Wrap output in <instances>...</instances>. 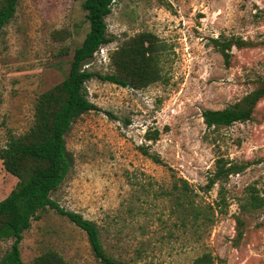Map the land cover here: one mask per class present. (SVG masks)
I'll list each match as a JSON object with an SVG mask.
<instances>
[{
  "label": "rangeland",
  "instance_id": "1",
  "mask_svg": "<svg viewBox=\"0 0 264 264\" xmlns=\"http://www.w3.org/2000/svg\"><path fill=\"white\" fill-rule=\"evenodd\" d=\"M84 1L19 0L0 35V149L10 134L31 127L37 98L67 76L89 30ZM107 24L115 37L108 59L94 55L86 67L112 73L111 53L148 32L164 46L162 79L142 89L87 82L98 110L78 118L66 135L74 166L52 198L96 222L107 253L128 264H194L205 253L214 256L212 264H264V206L246 204L252 194L264 198V99L251 121L209 129L202 117L232 106L264 80V0H116ZM58 30L71 36L56 41ZM216 38L247 44L233 48L226 66ZM155 131L158 140H147ZM218 158L247 167L206 191ZM180 179L188 181L197 207L214 205L223 194L227 213L214 209L211 221L201 216L183 226L170 195ZM17 182L0 160V202ZM237 217L244 227L240 241ZM11 245L0 243V259ZM20 246L27 263L54 250L68 264H99L86 233L51 209L32 221Z\"/></svg>",
  "mask_w": 264,
  "mask_h": 264
},
{
  "label": "trees",
  "instance_id": "2",
  "mask_svg": "<svg viewBox=\"0 0 264 264\" xmlns=\"http://www.w3.org/2000/svg\"><path fill=\"white\" fill-rule=\"evenodd\" d=\"M116 0H85L82 4L86 12L89 30L82 44L74 50L67 76L56 86L42 93L34 105L33 123L21 135L10 134L5 147L0 149V160L5 169L18 179L16 187L0 202V243L12 241L10 249L0 259V264H68L54 250H48L32 262H24L21 255V242L24 233L31 227L32 221L40 212L55 210L67 217L75 226L83 230L88 238L91 250L99 264H128L109 255L104 248L100 226L81 214L62 208L52 198V193L64 183L74 166L73 154L69 151L66 135L73 124L82 115L98 107L89 99L87 82L98 78L121 87L142 89L162 79L161 67L164 46L156 35L148 32L139 33L125 39L111 53L112 73L102 74L90 70L88 63L103 46L115 41L109 35L107 17L112 13ZM19 0H0V35L15 18ZM71 36L68 30L52 33L56 41H66ZM214 47L220 52L226 66H230L234 47L243 48V39H212ZM68 47H63L59 54L67 55ZM264 99V80L252 92L232 106L220 110H205L202 117L207 128L228 127L236 122L253 119L259 102ZM159 131L147 136V140L156 141ZM143 153L155 163L168 166L157 153H150L143 148ZM247 165L230 162L224 158L216 160L215 171L205 186L210 191L218 182H225L232 174L242 172ZM182 185L174 184L171 196L175 199L172 213L181 214V224L197 222L201 216L211 221L214 209L220 214L227 213L225 196L214 205L197 207L195 195L187 180L180 179ZM174 191L178 194L174 195ZM246 204L252 209L264 206V198L252 194ZM246 204L242 205L245 209ZM193 221V222H194ZM237 235L240 241L244 235L243 221L236 218ZM214 256L205 253L196 258L194 264H212Z\"/></svg>",
  "mask_w": 264,
  "mask_h": 264
},
{
  "label": "built area",
  "instance_id": "3",
  "mask_svg": "<svg viewBox=\"0 0 264 264\" xmlns=\"http://www.w3.org/2000/svg\"><path fill=\"white\" fill-rule=\"evenodd\" d=\"M107 52H108V47L103 46L95 53V55L100 54V56H103L105 60V59H108Z\"/></svg>",
  "mask_w": 264,
  "mask_h": 264
}]
</instances>
